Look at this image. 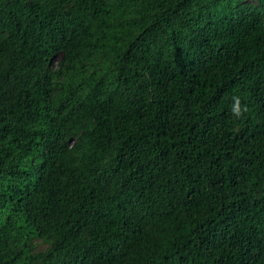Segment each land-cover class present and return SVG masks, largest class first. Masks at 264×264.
I'll return each mask as SVG.
<instances>
[{
	"label": "trees",
	"instance_id": "16d2710c",
	"mask_svg": "<svg viewBox=\"0 0 264 264\" xmlns=\"http://www.w3.org/2000/svg\"><path fill=\"white\" fill-rule=\"evenodd\" d=\"M0 264H264V0H0Z\"/></svg>",
	"mask_w": 264,
	"mask_h": 264
},
{
	"label": "clouds",
	"instance_id": "9594fccd",
	"mask_svg": "<svg viewBox=\"0 0 264 264\" xmlns=\"http://www.w3.org/2000/svg\"><path fill=\"white\" fill-rule=\"evenodd\" d=\"M232 106H231V113L234 117L239 118L244 115L245 112H247L248 107L246 104L242 106V98L240 95H233L232 96Z\"/></svg>",
	"mask_w": 264,
	"mask_h": 264
}]
</instances>
